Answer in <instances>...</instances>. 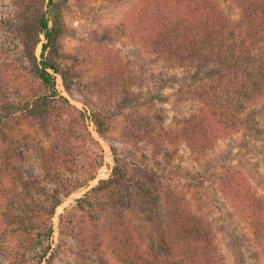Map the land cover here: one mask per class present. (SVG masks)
Returning <instances> with one entry per match:
<instances>
[{
    "label": "rangeland",
    "instance_id": "rangeland-1",
    "mask_svg": "<svg viewBox=\"0 0 264 264\" xmlns=\"http://www.w3.org/2000/svg\"><path fill=\"white\" fill-rule=\"evenodd\" d=\"M19 1L0 0V264L156 263L171 255L170 204L210 220L227 264H264L223 189L236 169L264 195V95L204 148L187 132L205 109L202 82L157 61L139 25L148 0H55L61 34L46 56L63 97L33 115L45 91L17 32ZM215 2L242 20L237 0Z\"/></svg>",
    "mask_w": 264,
    "mask_h": 264
},
{
    "label": "trees",
    "instance_id": "trees-1",
    "mask_svg": "<svg viewBox=\"0 0 264 264\" xmlns=\"http://www.w3.org/2000/svg\"><path fill=\"white\" fill-rule=\"evenodd\" d=\"M237 1L243 18L236 23L215 0H148L139 18L142 37L152 47L157 61L187 64L189 78L202 82L205 109L187 132L192 141L204 148L237 124L246 104L264 95V0ZM19 4L17 32L28 59L36 63L45 91L33 108L26 109L33 115L45 116L48 101L63 97L51 70L66 81L53 56H46L49 50L57 52L62 20L50 10L55 0L49 1L47 11L41 0H20ZM42 35L46 43L39 64L35 51ZM93 122L104 136L107 123L97 114L93 115ZM223 189L264 252V195L236 169L225 174ZM169 213L167 245L171 255L148 264H227L208 218L182 204H170Z\"/></svg>",
    "mask_w": 264,
    "mask_h": 264
}]
</instances>
